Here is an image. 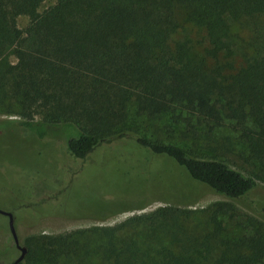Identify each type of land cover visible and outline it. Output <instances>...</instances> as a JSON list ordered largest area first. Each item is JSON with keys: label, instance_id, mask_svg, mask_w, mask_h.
<instances>
[{"label": "trees", "instance_id": "obj_1", "mask_svg": "<svg viewBox=\"0 0 264 264\" xmlns=\"http://www.w3.org/2000/svg\"><path fill=\"white\" fill-rule=\"evenodd\" d=\"M42 1L0 0V107L21 118L4 132L38 141L60 135L76 162L105 144L103 154L126 150L134 162L163 158L173 182L185 187L179 199H162L167 205L92 228L96 264H264V192L255 191V178L264 180V0H54L38 11ZM20 15L27 18L23 28L16 25ZM7 52L14 63L1 62ZM130 109L164 117L171 134L193 146L232 124L257 175L197 156L193 147L124 130ZM9 168L0 161L2 177ZM6 182L23 193L18 179ZM203 190L252 215L225 202L196 211L179 207ZM197 213L205 215L204 226L192 222ZM225 215L229 227L221 223ZM25 244L14 264H52L48 256L28 257Z\"/></svg>", "mask_w": 264, "mask_h": 264}, {"label": "rangeland", "instance_id": "obj_2", "mask_svg": "<svg viewBox=\"0 0 264 264\" xmlns=\"http://www.w3.org/2000/svg\"><path fill=\"white\" fill-rule=\"evenodd\" d=\"M53 3L54 0H43L38 11ZM26 24V16L16 18L19 28ZM1 62L12 64L14 58L7 52ZM129 112L124 130L129 129L166 143H175L186 149L193 147L197 156L220 160L245 176L254 177L258 173L256 163L247 158L245 144L230 123L220 127L212 140L205 141L202 137L193 146L189 140L179 138L175 132L172 135L170 130L174 131V128L168 126L164 117L148 119L143 115L132 114V109ZM14 119L21 118L14 113H4V107H0V161L11 167L9 172L4 169V173H8V178L18 179L22 183L20 190L23 193L11 189L14 184L7 183L8 178L0 175V208L12 212L18 242L23 246L28 243V250L31 251L28 257L31 259L43 260L48 256L52 264H96L92 228L114 227L128 218L167 205L162 199H179L177 191L185 188L176 179L173 182L172 167L163 158H155L146 163L137 158L134 162L133 159L124 157L126 150L103 154L108 146L105 144L76 162L66 153L65 142L60 135L38 141L19 131L4 132L8 125H14L11 123ZM34 119H38V115ZM127 152H133V149L127 147ZM42 156L48 159V165L44 163ZM135 156L139 155L136 153ZM55 177L58 179L55 180ZM30 183H33L35 197L30 193L33 192ZM46 185L50 188L48 194L44 193ZM255 185L256 192H264V180L255 178ZM41 197L44 198L38 201ZM250 198L252 195L247 196L248 200ZM151 199L140 209L110 213L138 206ZM102 200L105 202L102 203ZM215 202L232 203L237 211L252 215L240 203L206 190H203L193 204L179 207L204 210ZM99 214L105 216L100 218ZM193 216V223L201 221L197 224L204 226V214L191 215ZM220 220L226 227L232 224L227 215L220 217ZM239 229L235 227L233 236L238 234ZM86 241H90L87 248L84 247ZM50 247L53 248L52 252H42L43 248ZM17 255L18 250L10 236L6 217L0 216V264H5ZM98 264H101V260Z\"/></svg>", "mask_w": 264, "mask_h": 264}, {"label": "water", "instance_id": "obj_3", "mask_svg": "<svg viewBox=\"0 0 264 264\" xmlns=\"http://www.w3.org/2000/svg\"><path fill=\"white\" fill-rule=\"evenodd\" d=\"M0 214L7 216V227L10 233V236L12 238L13 244L16 247V249L18 250V255L10 262H7L5 264H14L16 262H19L23 259L25 252H26V248L23 245H20L18 242V238L15 232V228H14V223H13V218L10 212L5 211L3 209H0Z\"/></svg>", "mask_w": 264, "mask_h": 264}, {"label": "flooded vegetation", "instance_id": "obj_4", "mask_svg": "<svg viewBox=\"0 0 264 264\" xmlns=\"http://www.w3.org/2000/svg\"><path fill=\"white\" fill-rule=\"evenodd\" d=\"M1 209V208H0ZM3 210H5V211H8V210H6V209H3ZM8 212H10L11 213V215H12V218H13V223H14V217H13V214H12V212L11 211H8ZM0 216H3V218H5L6 217V220H7V216H5V215H2V214H0Z\"/></svg>", "mask_w": 264, "mask_h": 264}]
</instances>
